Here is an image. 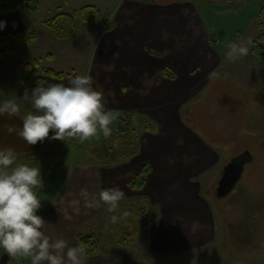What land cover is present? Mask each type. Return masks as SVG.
Wrapping results in <instances>:
<instances>
[{"label": "rangeland", "instance_id": "rangeland-1", "mask_svg": "<svg viewBox=\"0 0 264 264\" xmlns=\"http://www.w3.org/2000/svg\"><path fill=\"white\" fill-rule=\"evenodd\" d=\"M110 2L108 0L104 4V17L116 23L121 31L125 29L134 31L143 16L150 18L152 17L150 15H153L155 19L160 20L159 31L156 34H148L142 41L143 44L138 45L140 46L138 50L134 41L138 34L121 32V36L111 35L112 40L106 42L108 47L114 49L115 59L122 53L149 50L160 58L161 68L165 65L171 67L168 69H172V73H176L175 82L165 79L160 72L150 77L153 84L150 87L161 84L160 86L164 87V92L168 95L163 104L161 101L147 108L152 114L159 109L170 111L168 112L169 122L164 121V125L161 124L162 132H168L174 125L172 122L180 120L207 144L226 149L224 154L222 150H219L222 155L220 164L212 167L204 176H199L208 211L214 214V220L217 222V227L219 226L213 244L183 253L181 256L159 255L156 257L160 259H145L147 261L141 264H264V61L252 53L253 42L259 34L258 14L264 6V0H236L234 3H229L228 0L214 3L209 0H121L116 7L110 6ZM46 17L51 16L40 14L41 19ZM30 31L38 32L37 25ZM248 40H251V44L248 45V55L234 63L229 62L226 59L227 45ZM103 42L101 40V46ZM22 45L20 53L26 56L24 51L27 48L24 44ZM120 49L121 54L118 51ZM115 59L108 63L111 67L116 65ZM93 62L87 75L93 77L94 87L103 92L106 109L117 117L111 125L113 137L118 115L129 110L126 107V101L130 95H137L139 91H137V85L126 78H119L116 70L113 71L114 68L111 71L105 70L107 66L105 62L98 63L96 59ZM121 68L126 70L127 64ZM182 80L189 82L187 84L192 85L191 89L181 97H169V86ZM142 112L138 113L143 114ZM27 113L25 109H21L20 116L0 115V149L12 148L17 154L18 162L25 163L28 161L27 158H32L29 164L41 169L45 188L38 190L37 194L42 203L47 201L45 192L57 184V180L60 183L70 182L68 188H64L62 193L60 189L54 195L58 198L57 204L61 196L65 197L60 207L66 208L72 215L76 212L79 222V217L85 213H82L84 206L78 203L77 195L74 197L73 194H67L66 190L73 186L78 188L79 182L76 181L84 176L99 177L97 174L100 167H95L98 165L95 159L99 157L97 154L91 156L89 151L108 145L115 148L116 156L118 149L122 148L123 141L116 137L114 142L105 140L102 134L99 138H93L84 143L69 138H65L64 141L46 139L45 145L37 150L40 143L34 146L28 145L18 136V131L22 127L21 117ZM8 127H13L17 131L9 133ZM134 127L136 133L129 137L134 147L130 143L123 149V154L135 147H141V142L146 137V135L142 136L145 122L141 117H135ZM246 152H251L252 159L246 164L240 181L228 195L219 197L216 184L224 168L235 156ZM50 155L53 156V160L50 157L51 162L47 159V162L36 161ZM139 160L140 158L136 162ZM50 163L54 165L51 167ZM82 163L92 167H80ZM130 166L123 164L104 168L102 171L108 175L106 183L115 184L117 178L118 181H126L132 175ZM140 198L139 195L138 198L132 196L126 201L125 208L124 205L122 206L123 200L120 202V210L113 214L121 216L127 211L129 215L116 224L110 222V216L113 214L108 213L105 207L91 209L92 213L96 212L98 215L104 210L102 215L104 219L98 218L100 223L97 224L101 226L102 234V252L100 251L102 254L97 252L99 258L103 259L101 255L106 256L117 250L119 246L127 251L130 249L127 253L122 249L119 250L120 256L128 255V258L132 259L149 256L148 242L145 235L141 236L142 228L145 227L135 232L132 228V220L128 225L126 223L127 218L134 216L137 218L136 215H140L142 218L137 219L140 222L145 220V224H149L152 218L151 213L155 216L156 208H151V211L146 213V210L141 208L146 203L143 204V199ZM121 206L124 209L121 210ZM95 222L98 221L95 220ZM241 222H247L250 225L253 223L255 237L260 241L253 247V249L256 248L254 251L252 248L241 251L235 246H227L226 237L222 238L223 226L224 233H227L228 224L241 226ZM98 231L96 228L93 232ZM3 253L0 249V256ZM122 259L124 261L125 258ZM28 261L10 257L8 264H30Z\"/></svg>", "mask_w": 264, "mask_h": 264}, {"label": "crops", "instance_id": "crops-1", "mask_svg": "<svg viewBox=\"0 0 264 264\" xmlns=\"http://www.w3.org/2000/svg\"><path fill=\"white\" fill-rule=\"evenodd\" d=\"M39 2V10L34 17H31L25 10L21 9L0 15V21L7 22L6 26L0 29V38L7 33L30 31L36 25L39 30L37 32V39L33 43H20L16 52L0 56V103L8 99H15L20 104L21 109H25L27 112L34 110L31 108L29 102L22 99L25 89L28 88L20 81L17 72L19 62L24 61L31 64L36 62L39 70L51 68L55 71L63 72L66 74L63 79L48 78L46 82L64 83L67 85L68 81L76 75L87 74L90 65L94 63L95 59L98 63L105 62L107 66H110L108 63H111L115 59V52H113L114 49L112 50V48L107 46L108 42L106 41L112 40L111 35L121 36L122 33L138 34L136 36L137 39L134 40L135 45L137 44L136 49L138 50L140 49L138 45L143 44L142 41L148 34H156L159 31L158 24H160V20L158 18L155 19L153 15H150L152 16L150 18L143 16L134 31L131 29L121 31L117 28L116 23L111 20L109 21L113 23V29L107 30L104 23L108 19L104 17L103 21H101L103 24L101 22L79 21L77 31L73 37L59 38L51 30L42 27L43 22L48 17L41 19L40 14H49V17H52L59 9L71 12L87 5L99 7L104 14V4L108 0H39ZM109 2L110 6L116 7L121 0H109ZM112 32L114 33L112 34ZM101 40L104 41L102 46ZM120 43L119 45H121ZM22 44L27 48L24 51L26 52V56H22L20 53V46H23ZM39 48H42V50H38ZM121 49L118 51L120 52ZM44 62H47V64H44ZM115 62L116 65H112L111 67L114 68L113 71L116 70L115 72L119 78H126L137 85V91L140 92L137 95L132 94L129 96L128 101H126L127 109L137 111V116L141 117L142 120L143 115L149 118L152 129L147 130L145 128L143 131L142 136L146 135V137L141 142L139 153L136 156L124 162L111 164V166L131 165L129 170L132 172V175L126 181H118L117 178L115 184L111 182L107 184L106 178L108 175L102 170L111 166L98 164L95 167H100L97 174L99 177L84 176L81 180L76 181L79 182L78 188L73 186L71 189L66 190L67 194H73L74 197L77 195L79 198L78 203L84 206L82 213H85L79 217V222L76 218V212H74L75 215H72L66 208L60 207V203H62L65 197L61 196L60 202L56 203L58 198L54 194L60 189V193H62L63 189L68 188L70 184V182L60 183L57 180V184L45 192L47 201L42 203V207L38 213L48 222L44 231L52 239H67L71 246H79L77 241L79 233L87 234L98 228L99 231L96 233L102 236L101 226L97 224L100 223L99 219H104L102 218L104 210L99 215L96 212L92 213L91 209L85 206L81 190L87 189L92 194L98 193L102 189L119 187L125 193V200L123 199L122 201L124 208L127 205L126 201L131 199L132 196L138 198L139 195L140 199H143V204L146 203V205L141 207L146 210V213L147 211H151V208H156L157 210L154 212L155 216L151 213L152 223L142 228L141 236L145 235V239L148 242L149 256H142V258L137 259L128 258V255L120 256L118 254L119 250L122 249L127 253L130 249L127 251L124 247L119 246L112 253H108L106 256L101 255L103 259L99 258L98 253L100 252L83 257L84 264H141L143 261H147L145 259H160L156 257L159 255L172 254L174 256H181L183 253L205 247L210 243L213 244L217 237L219 226L217 227V222L214 220V214L208 211L209 209L203 196L204 188L201 189L200 187L201 178L199 176H204L212 167L218 163L220 164L222 155L219 153V150H222V154H224L226 149L221 146L214 147L207 144L189 127L181 123L180 120L175 122L170 121L174 125L169 128L168 132H162L161 124L163 123L164 125V121H167L166 123L169 122L170 114L168 112L170 113V111L159 109L152 114L148 112L147 108L157 102L161 103L162 101L163 104L168 95L164 92V87L160 86L161 84L151 88L150 86H153V84L150 81V77L160 72L165 79L175 82L177 76L174 71L171 76L164 74L165 69L171 67L164 65L161 68L162 61L155 53L149 50L126 52V54L122 53L120 57L115 59ZM124 64H127L128 69L123 70L121 68ZM187 83L189 82L186 80L174 84L169 83L171 84L168 92L169 97H181L184 93L188 92L192 85L188 86ZM28 90L29 92L31 91V89ZM141 103H144V105H139ZM141 111H143V114L138 113ZM120 115L121 113L118 117ZM44 145L45 142L40 143L37 146V150ZM37 156L39 157V155ZM50 157L52 158L53 156H44L36 161H46L47 159L51 162ZM138 158L140 160L136 162ZM31 159L27 158L28 161L25 163L29 164L32 161ZM49 165L52 167L54 164L51 165L50 163ZM145 165H149L150 167L145 186L141 190L131 189L128 185L129 181ZM80 167L89 168L92 166L82 163ZM216 185H218V182ZM124 208L122 207L121 210ZM95 220L98 222L96 223ZM222 230V238H224V226ZM252 250L254 251L256 248ZM243 251L246 250L244 249ZM122 258H125L124 261H122ZM28 262L30 263V261Z\"/></svg>", "mask_w": 264, "mask_h": 264}, {"label": "clouds", "instance_id": "clouds-1", "mask_svg": "<svg viewBox=\"0 0 264 264\" xmlns=\"http://www.w3.org/2000/svg\"><path fill=\"white\" fill-rule=\"evenodd\" d=\"M6 23L0 21V29ZM250 44L251 40L229 43L226 59L234 63L246 57ZM105 70L112 68L105 66ZM22 99L34 110L21 117L18 131L28 145L65 138L84 143L101 134L105 139L112 135L111 125L117 117L106 109L104 94L94 87L91 75L78 74L67 85L38 84L30 92L25 89ZM4 114L20 116V104L15 99L5 100L0 104V115ZM7 131L17 130L8 127ZM44 188L40 168L18 162L12 148L0 149V249L9 257L29 260L30 264H84V248L71 246L65 238L52 239L44 231L48 222L38 214L42 202L37 194ZM81 196L89 209L105 207L108 213H116L125 193L119 187H110L92 194L82 189ZM128 215L127 211L121 216L113 214L110 222L116 224Z\"/></svg>", "mask_w": 264, "mask_h": 264}, {"label": "trees", "instance_id": "trees-1", "mask_svg": "<svg viewBox=\"0 0 264 264\" xmlns=\"http://www.w3.org/2000/svg\"><path fill=\"white\" fill-rule=\"evenodd\" d=\"M40 2L39 0H0V15L8 12L16 11L19 9L25 10L31 17H34L36 12L39 10ZM104 14L102 10L93 5H87L83 8L67 12L59 9L57 13L48 18L43 22L44 27L51 30L59 38H71L75 35L77 31V24L81 22H101L103 21ZM104 25H106L107 30L113 29V23L106 20ZM258 36L253 42L252 53L264 61V6L261 8L258 14L257 21ZM37 39L36 31H20L17 33H7L2 38H0V56L7 53L16 52L17 47L20 43L31 44ZM17 72L21 83L28 89L35 88L38 84H45L48 78L63 79L66 74L63 72L55 71L51 68H44L39 70L38 64L34 62L33 64L21 61L18 63ZM164 74L166 76H171L173 73L170 72L168 68L165 69ZM137 116V111L127 110L123 112L116 121V132L115 135L109 137L105 140H112L114 142L115 137L123 141L122 148L118 149L116 157L114 147L105 146L96 149L95 151H89V154L98 155V159L95 161L100 165H111L120 162H124L129 158L136 156L139 153V147H135L131 151L125 152L123 154V149L130 143V136L136 133L134 127V120ZM145 122V128L147 130L152 129V124L146 116L143 117ZM111 141V142H112ZM134 147V145H133ZM114 155V156H113ZM88 156V155H86ZM120 157V158H119ZM122 157V158H121ZM252 158L251 153L247 156L248 161ZM150 172L149 165H145L138 174H136L128 183L129 187L134 190H141L145 186L147 176ZM138 219L142 217L136 215ZM135 218H127V225L130 220H132L133 231H137L141 227H147L145 220L140 222ZM152 223V220L149 224ZM252 227V229H251ZM227 233L225 232L226 245L235 246L237 250L243 251L244 249H250L255 247L260 241L255 237V230L253 231V223L248 224L247 222H241L240 225L228 224L226 226ZM128 233V232H127ZM129 235V233H128ZM77 241L80 247L84 248L85 255L88 257L91 254L102 252L101 246V235L93 232L88 234L79 233L77 235ZM246 246V247H245ZM245 247V248H243Z\"/></svg>", "mask_w": 264, "mask_h": 264}, {"label": "water", "instance_id": "water-1", "mask_svg": "<svg viewBox=\"0 0 264 264\" xmlns=\"http://www.w3.org/2000/svg\"><path fill=\"white\" fill-rule=\"evenodd\" d=\"M249 152L244 153L242 156H248ZM247 159L243 160L233 159L225 168L217 186V195L224 197L228 195L240 181ZM10 257L4 253L0 257V264H8Z\"/></svg>", "mask_w": 264, "mask_h": 264}, {"label": "flooded vegetation", "instance_id": "flooded-vegetation-1", "mask_svg": "<svg viewBox=\"0 0 264 264\" xmlns=\"http://www.w3.org/2000/svg\"><path fill=\"white\" fill-rule=\"evenodd\" d=\"M209 1H211V2H216V1H222V0H209ZM234 1H236V0H228V2L229 3H234ZM238 1H241V0H238ZM244 158H246L245 156H240V157H237V158H235V159H237V160H243ZM247 159V158H246Z\"/></svg>", "mask_w": 264, "mask_h": 264}]
</instances>
